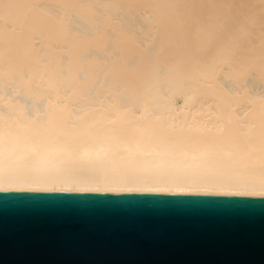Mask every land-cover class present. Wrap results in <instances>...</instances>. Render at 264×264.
<instances>
[{"label": "bare ground", "instance_id": "bare-ground-1", "mask_svg": "<svg viewBox=\"0 0 264 264\" xmlns=\"http://www.w3.org/2000/svg\"><path fill=\"white\" fill-rule=\"evenodd\" d=\"M0 191L264 196V0H0Z\"/></svg>", "mask_w": 264, "mask_h": 264}, {"label": "water", "instance_id": "water-1", "mask_svg": "<svg viewBox=\"0 0 264 264\" xmlns=\"http://www.w3.org/2000/svg\"><path fill=\"white\" fill-rule=\"evenodd\" d=\"M0 264H264V196L0 191Z\"/></svg>", "mask_w": 264, "mask_h": 264}, {"label": "rangeland", "instance_id": "rangeland-1", "mask_svg": "<svg viewBox=\"0 0 264 264\" xmlns=\"http://www.w3.org/2000/svg\"><path fill=\"white\" fill-rule=\"evenodd\" d=\"M112 15L115 18L121 19L126 25H130L134 22L135 19H132L130 15H128L124 10L122 9H116L112 12ZM74 27L82 25L79 22H73L72 24ZM253 75H248L245 79V85H247L251 90H257L259 88V84L256 82L255 78L252 77ZM229 85V84H228Z\"/></svg>", "mask_w": 264, "mask_h": 264}]
</instances>
